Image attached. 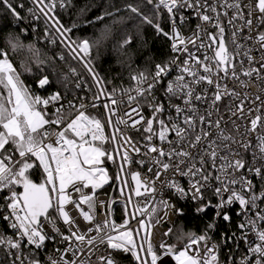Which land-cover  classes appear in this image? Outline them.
<instances>
[{"label": "snow or ice", "instance_id": "6c2138e0", "mask_svg": "<svg viewBox=\"0 0 264 264\" xmlns=\"http://www.w3.org/2000/svg\"><path fill=\"white\" fill-rule=\"evenodd\" d=\"M143 2V9L136 3H127L125 9L166 37L173 56L156 63L151 73L134 74V85L122 89L119 98L116 89L107 90L92 60L93 49L111 29L105 25L92 40L74 38L79 25L66 27L58 11L67 10L73 0H31L33 7L28 11L34 21H43L40 39L67 50V56L57 54L59 60L67 62L70 56L83 66L95 92L75 67H69L68 73L76 78L75 89H86L90 97L74 96L65 107L69 75L56 74L55 58L46 59L35 44L26 46L19 37L9 36L7 47L0 46V193L6 192L0 220L13 230L11 235L0 232V248L10 264H41L23 251L41 250L49 241L66 244L63 250L57 249L59 259L48 258L49 264H92L93 256L97 264H119L114 254L121 252L130 254L135 264H158L165 257H172L176 264H221L218 245L209 243L210 233L220 220L231 224L233 210L240 217L237 248L241 242L247 245L239 264H264V98L241 95L229 84L246 86L242 76L264 83V0ZM2 3L17 21L24 19L11 0ZM186 9L191 10L189 16L183 14ZM113 15L107 11L86 23L103 22ZM189 19L198 22L192 35L185 36L182 27ZM226 25L232 28L231 49ZM22 31L27 35V28ZM31 31L36 32L35 25ZM241 41L254 44L250 47ZM25 48L36 65L37 87L52 86L46 71L50 69L64 92L43 97L26 86L11 60ZM25 70L31 68L26 64ZM102 100L103 120L87 111L98 109ZM223 101L231 102L224 103L221 112ZM121 105H126L123 115ZM49 106L54 108L51 114ZM145 107L150 116L143 114ZM105 127L112 130L110 134ZM129 131L141 133L140 138H133ZM109 143L111 150L105 147ZM106 162L116 166L114 177ZM133 164L146 167V173L131 171ZM36 168L42 170L39 183L31 178ZM110 181H115L120 199L99 201L107 211L104 220L97 222V190ZM165 192L181 202L191 200L197 215L212 209L213 220L201 234L180 230L177 244L166 241L174 234L169 227L161 233L159 244H154L156 226L171 222L170 213L185 214L171 198H165ZM207 192L215 197V204ZM117 203L124 207L122 224L111 219ZM81 218L87 224L84 229L77 223ZM132 221L135 228L130 227ZM235 237L236 233L221 235L225 244ZM101 246L104 255H98ZM229 260L235 264L232 257Z\"/></svg>", "mask_w": 264, "mask_h": 264}, {"label": "trees", "instance_id": "16d2710c", "mask_svg": "<svg viewBox=\"0 0 264 264\" xmlns=\"http://www.w3.org/2000/svg\"><path fill=\"white\" fill-rule=\"evenodd\" d=\"M16 10L20 13L23 20L17 21L11 12L3 5L0 0V46L7 47L6 41L9 36L19 37L24 45L35 44L41 50L42 55L47 58H55L56 74H68L69 82L67 83L68 94L76 93V78L68 73L69 67L80 69L78 63L67 57V62L60 61L58 53L63 52L67 56V50L60 46H51L46 41L40 39L43 36V21H34L29 13L32 4L29 0H11ZM127 3L140 4L141 8H145L143 0H73L71 7L67 10H58L62 23L66 27H70L74 22L79 26L74 29L72 35L79 39H95L99 36L101 30L107 25L111 31L106 40L92 51V60L96 71L105 80V87L110 92L112 89H122L133 83L131 77L139 72H153L156 63H163L170 59L171 47L170 41L162 36L157 35L155 29L147 24H142L140 19L125 9ZM21 5L23 7H21ZM151 7V6H147ZM119 8L120 11L116 12ZM83 10V11H81ZM111 11L113 16L105 17L103 22H95L87 24L89 20L94 21L95 17ZM155 19V17H154ZM166 20V17H165ZM35 25L36 32L31 31V26ZM28 29L27 35L22 29ZM165 31L170 30V26L164 23ZM130 39V43L124 45V40ZM12 63L19 71L26 86L33 92H50L61 91L65 89L55 82L56 76L52 75L50 69H46L53 79L54 83L51 87L40 89L37 82L33 78L36 72L35 62L31 59V54L25 50L15 53L11 57ZM31 68V71L25 70V65ZM32 179L40 182L43 179L42 170L37 168L31 175ZM208 197L215 204V198L211 193ZM197 205L192 202L181 203L179 208H183L185 214L178 216L177 223L173 228V235H170L169 244H177V236L180 230L183 232H195L201 234L207 224L213 220L214 211L209 209L207 214L197 215L193 209ZM237 218L234 216L231 224H226L222 220L218 222V227L214 233V239L220 245V261L221 264H231L229 257H232L235 264H239L240 256L244 252V247L240 243L237 248L236 238L225 244L221 238L222 233L231 236L237 230ZM182 244H178L180 247ZM122 261L126 264H134L130 260L129 255L120 254ZM123 264V263H120ZM125 264V263H124Z\"/></svg>", "mask_w": 264, "mask_h": 264}, {"label": "built area", "instance_id": "2783aa9c", "mask_svg": "<svg viewBox=\"0 0 264 264\" xmlns=\"http://www.w3.org/2000/svg\"><path fill=\"white\" fill-rule=\"evenodd\" d=\"M29 1L31 3V0H29ZM190 13H191V10H187L186 9V10H184V13L183 14L186 15V16H189ZM224 19H225V22H226V19L227 18H224ZM197 22L198 21L195 20V19H189L188 23L185 24L182 27L183 34L185 36H191L192 35V30L195 29V26H196V23ZM226 27H227L226 40L229 41V47L231 49L230 39H231V31H232V28H231V26H227V25H226ZM209 30L210 31H215V29H209ZM241 43H244V44H246L247 46H250V47L253 46V44H254L253 41H241ZM170 44H171V42H170ZM253 55L258 56L259 53L258 52H253ZM172 56H173V53L171 52L170 58ZM183 58L184 57L181 56V60ZM76 62L78 63V65H79V67L81 69V71L79 69H77V71L83 77H85L87 79V81H88V84L90 86H92V81H91V78L88 76V73L84 70L83 66L78 61H76ZM245 66H247V65H245ZM256 66L258 67V65H256ZM95 71H96V69H95ZM171 75L174 76L175 75V71H173V73ZM241 79L244 80V81H246V86L241 87L238 82L233 83V82L229 81L230 86L231 87H234L236 89V91H238V92L241 93V95H243L244 93H248L249 95H251L254 98L255 95L259 94V95H261L262 98H264V92H259V89L260 88H264V83H262L260 81H257L255 79V77L248 78V77H243L242 76ZM133 85H134V82L131 85H127V86L123 87L122 89H128V88L132 87ZM122 89H119V90L116 91L117 92V98H119L122 95V92H121ZM95 91H96L95 86H92V92H95ZM52 92H54V91H50V92H47V91L46 92H41V91L38 92V91H35L33 93L36 94V95H41L43 97H47ZM91 94L92 93L91 92H88L86 89L83 90V91L78 90V91H76V93H72V94H68L67 93L66 98L62 101V103L65 105V107H67L68 100H72L74 98V96L90 97ZM156 94H157V96L160 99H163V97H162V95H161V93L159 91H157ZM230 102L231 101H223L222 102V104H221V112H224L223 104L224 103H230ZM102 105H103V100L101 101V106L98 109H92L91 107H89L87 109V111L89 113H91L92 115H97L99 118H101L103 120L104 119V112H105V110H104V108H103ZM125 109H126V105H121L120 108H119V114L120 115H123ZM201 110H203V109H201ZM53 111H54L53 106H49L48 112L51 114ZM143 114L147 117V116H150L151 115V112H150V110L147 107H145ZM230 127H231V125H229V128ZM111 131H112L111 129L105 127V133L106 134H110ZM129 135H131L135 139H139L141 133H138V132H135V131H129ZM105 147L108 148L109 150H111L112 149V144L111 143L106 144ZM245 155H246V158L247 159H250L251 158V154L250 153H247ZM134 158L135 159H140V157H134ZM105 166L107 167L110 176H113L114 177L115 176V173L117 171L116 166L114 164H112L111 162H106ZM36 169H33L32 170V173ZM131 171H140L142 173V175H143L144 173H146V167L145 168H139L138 165L133 164L132 167H131ZM128 179L130 181V177H128ZM33 181L36 182L35 180H33ZM36 183H39V182H36ZM184 183H185V186H187L186 185V181H184ZM17 191H22V189H19ZM97 192H98V200H97V222H100V221H103L104 220L105 213H106L107 209H106V207L102 209L100 207L99 201H102V200L103 201H107V200H109L110 198H113V197L116 198L117 200H119L120 199V196H119V192L117 190V186H116L115 181H110L109 184L105 185L103 187V189L97 190ZM208 193H211V192H207L206 193V196L207 197H208ZM5 194H6V192L5 193H0V203H3V196ZM165 198H171L172 201L176 204V207L177 208H179V205L181 203L191 202V200L181 202L176 197L172 196V193L171 192H165ZM139 199H142V198H139ZM215 201H216V199H215ZM262 207H264V205H262ZM72 215L75 216V215H77V213L73 212ZM161 215H163V213H161ZM234 216L237 218V222L239 223L240 222V217H237L235 215V210H233L232 219H233ZM125 218L126 217H125V212H124L123 204L117 203V204L113 205V212H112V215H111V219H113L117 224H122ZM177 219H178V216H176L174 213H170V221L171 222H169V223H162L161 225H158V226H156L153 229V231L155 233V235L153 237V243L154 244H157V245L159 244V242L161 240V233L163 231H165L169 227H171V228H174L175 227V225L177 223ZM77 223L80 224V227L82 229H84V228L87 227L86 222H84L82 220V218L80 220H78ZM136 226L137 225H136L135 221H132L131 224H130V227L135 228ZM61 227H62V225H61ZM0 232H4L6 235H11L12 232H13V230L10 229V228H8V225H7L6 222H3L2 220H0ZM214 233H210V235H212L213 239L209 243H216L218 245L219 255H220V250H221L220 249V245L214 239ZM239 236H240V231H239V229H237L236 230V237L235 238L237 239ZM169 240H170V236L166 238V241H167L168 244H169ZM241 244L244 247V252L240 256V258L246 254L245 253V249L247 248V245L245 243L241 242ZM65 247H66V244L63 243V242L57 244L54 241H49V242H46V247L43 248V249H41V250L32 249L31 251H29L28 249H24L23 255L24 256H27V257H32V258L38 259V260L41 261V264H49L48 258L49 257H53L55 259H59L60 253L57 251V249L59 248L60 250H63ZM180 247H183V245H181ZM180 247H178V248H180ZM121 253L114 254V258H115L116 261L119 262V264L120 263H123V264L125 263L126 264L127 262L122 261L123 259L120 258V254ZM104 254H105V252H104V246H101V249H100V252L98 253V255H104ZM125 255H129L130 256V254H125ZM168 258L174 264H176L175 260L172 257H168ZM81 259H85L86 260L87 257H81ZM130 260L135 264V262L133 261V259L131 258V256H130ZM159 262H158V264H159ZM0 264H10V260L6 259V253H5V250L3 248H0ZM92 264H97V261H96V257L95 256L92 257Z\"/></svg>", "mask_w": 264, "mask_h": 264}, {"label": "water", "instance_id": "95a60500", "mask_svg": "<svg viewBox=\"0 0 264 264\" xmlns=\"http://www.w3.org/2000/svg\"><path fill=\"white\" fill-rule=\"evenodd\" d=\"M159 264H174L168 257H165Z\"/></svg>", "mask_w": 264, "mask_h": 264}, {"label": "rangeland", "instance_id": "374dc122", "mask_svg": "<svg viewBox=\"0 0 264 264\" xmlns=\"http://www.w3.org/2000/svg\"><path fill=\"white\" fill-rule=\"evenodd\" d=\"M15 67V66H14ZM17 70V69H16ZM17 72L19 73V71L17 70ZM20 77H21V75H20ZM21 80H23V78L21 77ZM24 81V80H23ZM25 83V82H24ZM34 159V158H33ZM17 190H19V189H17Z\"/></svg>", "mask_w": 264, "mask_h": 264}]
</instances>
